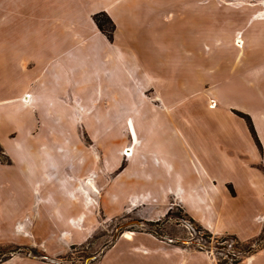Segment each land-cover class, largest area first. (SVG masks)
<instances>
[{"label": "crops", "instance_id": "obj_1", "mask_svg": "<svg viewBox=\"0 0 264 264\" xmlns=\"http://www.w3.org/2000/svg\"><path fill=\"white\" fill-rule=\"evenodd\" d=\"M171 1L168 0L170 9L163 12V25L158 28L153 25L154 29H151L156 33L154 41L151 30L146 29L148 22H143L137 29L132 22L128 34L130 40L119 42L117 47L95 34L97 41L88 42V48L83 43L67 51L69 45L62 47L58 42L37 43L57 51L66 50L60 55L52 53L51 59H45L47 54L44 53L35 57H24L25 52L18 54L20 67L15 72L16 63H4V81L0 84V149L4 157L3 162L0 160L1 242L23 240L24 236L16 235L15 230L24 232L27 224L42 227L41 241L50 240L55 234L64 235L74 244L86 241L91 234V227L87 225L92 223L85 213L86 207L90 208V194L96 192L100 211L107 219L124 212L134 200L133 207L148 210L144 213L148 221H158L165 216L169 196L173 194L177 200L181 199V208L195 223L198 221L193 215L195 208L204 206L205 211H209L207 217H200L198 225L208 231L235 235L232 228H228L230 222L223 218L226 209L223 199L229 196L227 184L220 182L218 175H208L202 169L200 175L181 174L177 168L173 174L166 172L167 145L173 142L170 136L176 134L172 130L204 127L205 121L187 120L189 112L183 107L190 97L199 95L207 78L209 92L217 105L215 109L201 107L198 111L207 114L217 110L215 126L223 130L229 128L226 144L231 145L237 155L233 159L234 156L231 158L228 154L229 162L250 160L251 156L242 148L251 145L250 132L245 122L236 120L232 110L242 111L251 117L256 128H263L264 52L258 33H252L251 29L264 27V0H243L251 4H246L242 10L238 6L231 11L236 19L228 21L227 26L234 31L231 37L237 36L242 42L240 47L232 41H203L204 11L197 7V3L203 4L201 0H195V9L189 8V0H178L180 41L173 43L172 20L166 19L172 16ZM164 2L166 5V0ZM131 8L125 16H135L137 20L135 14L139 15L140 8L135 5ZM107 14L112 17L111 13ZM259 33L264 36V29ZM155 41L158 42L154 44ZM208 48L219 52L213 53L212 62L205 64L203 51ZM224 49L234 54L233 62L225 64L224 53L220 52ZM89 55L90 60L87 59ZM125 83L131 85L130 89H123ZM63 97L81 99V107L77 106L79 103L61 101ZM92 108L96 113L119 114L116 126L112 128V134L111 129L98 124L100 137L95 140L96 154L89 151L78 154L76 119H81V115L88 114ZM225 119L231 124L223 123ZM118 123L123 130L126 128L127 137L124 133L118 134ZM129 126L133 127L131 132ZM235 126L241 128L243 135L240 137L233 131ZM84 130L90 131L86 124ZM140 130L144 137H140ZM220 141L223 145L226 142ZM129 145L132 147L126 152L130 153L125 155H131L123 159L119 150ZM156 147L161 148L164 164L155 160V152H159ZM261 159L264 156L261 155ZM250 161L256 163L258 156ZM245 164L240 163L237 167L246 170ZM93 172L97 175L93 176ZM247 178L251 185L250 176ZM175 179L179 181L177 187L166 185L167 180ZM260 186L263 188L264 185ZM261 187L263 200L264 189ZM194 195L197 198L191 200ZM153 197L157 198L155 202H151ZM213 200H216V206ZM258 211V215H264V204ZM253 224L255 228L247 236L242 235L240 240L262 238L264 243L262 225ZM17 225L21 227L16 229ZM74 226L82 228L75 229ZM132 236L130 233L128 238H122L133 241ZM138 236L141 235L135 238L138 248L145 247L144 250H120L127 243L116 241L99 264H120L124 258L133 264L144 254L169 257V263L174 258H177L176 262L181 259V263L193 258L195 264H204L205 255L201 252L168 250L160 240ZM43 249L45 256L58 255L45 245ZM1 264L55 263L19 257Z\"/></svg>", "mask_w": 264, "mask_h": 264}, {"label": "rangeland", "instance_id": "obj_2", "mask_svg": "<svg viewBox=\"0 0 264 264\" xmlns=\"http://www.w3.org/2000/svg\"><path fill=\"white\" fill-rule=\"evenodd\" d=\"M201 1L203 4L197 3V7L204 11L203 41L218 40L223 43L232 41L237 45L236 47H240L239 45L242 42L237 36L231 37L234 31L227 26V23L236 19L231 12L237 9L235 7L240 6L241 9L239 8V10H242L246 4L251 3L243 0ZM133 5L140 8L138 11L139 15L135 14L137 15V20L135 16H125V12L127 10L131 11ZM179 5L178 0H172V16L166 17L167 20L170 18L172 20L173 43L180 41ZM188 5L189 8L195 9V0H189ZM102 9L107 10L104 12ZM168 9H170L168 0H166V5L164 0H0V84L4 81V63L8 61L16 63L18 67L13 72L20 67L19 61L21 60L16 57L18 54L23 55V52H25L26 55L24 57H35L44 53L47 54L45 59H51L52 53L60 55L66 50L57 51L56 49H50L51 46L49 45L47 48V45L38 46L36 45L37 43L43 45L47 42H58L61 43L62 47L69 45L67 47L68 51L71 47L74 48L76 44L84 43L88 48V42L91 43L93 39L97 41L95 34H98L101 40H106L117 47L119 42L130 40L128 34L132 30V22L135 25V29L141 26L143 22H148L146 29L150 31L154 29L153 25H156V28L163 25V12ZM142 10L145 11V14H142ZM107 12L111 13L112 17ZM107 19H109V22ZM263 29L264 27H253L251 32L258 33V41L261 42L260 46L263 47L264 52V36L259 33ZM155 36L156 33H152V41H154L153 37ZM232 38H235V40ZM157 42L153 43L156 44ZM218 52L209 48L204 49V63H211V56L213 53ZM220 52L224 53L225 64L230 61L233 62L232 58L235 57L234 54L231 55L230 50L224 49ZM86 54L88 55L89 52H86ZM118 55L120 56L119 53ZM55 57L58 56L55 55ZM87 59L90 60L91 55ZM56 64L59 63L56 62ZM205 79L204 88L199 95L196 98L190 97L186 107H183L189 112L187 120L205 121L203 122L204 127L172 130L176 134L170 136L173 142L167 145L169 155L166 157L165 162L166 172L173 174L177 168V172L181 174L200 175L202 174V169L208 175H218L220 182H224L227 186L229 185L228 188L226 186L229 196H225L223 199L225 201L223 204L226 208L223 212V218L228 220V223L230 222L228 228H232L231 230L235 235L208 231L198 225L200 217H207L209 211H205L204 206L195 208L193 215L198 218L197 223H195L181 208V199L177 200L173 194L169 196L168 209L165 216L158 221H148L146 218L147 214L146 216L144 215V213H148V210L133 207L134 200L129 202L132 208L127 206L124 212H121L115 218L107 219L100 211L98 205L99 196L96 192V194H90L92 198L88 201L91 205L90 208L86 207L85 213L90 217L89 221H92V223L90 222L87 225V227H91V234L86 241L78 244L70 243L64 238V235L60 234H55V237L51 238L52 240L41 241L42 238L39 233L42 227H32V225L27 224L24 232L15 230L16 235L24 236L23 240L16 239L17 242L9 243L0 241L1 257L6 258L7 261L19 257L34 256L37 259L44 257V260L52 261L55 264H99L107 252L113 248L116 241L127 243L126 246L120 247V250L137 249L138 242L135 238L139 234L141 236L138 237H147L149 239L152 237L162 241V245L168 250L182 249L201 252L205 255L204 264L205 261L207 264H264V243L261 240L262 238H255V240L249 241L240 240L242 235L247 236L255 228L254 222L262 225L264 231V215H258V208H262L264 204V198L262 200L261 189H259L261 187L260 184L264 185V159H261V155L262 157L264 156V143H261L260 138L261 136L264 139V125L262 129L256 128L250 116L242 113V111L232 110L236 120L245 122L250 132L251 145L244 147L242 144L243 150L247 155L251 156L250 160L254 159L255 155L258 156V161L256 163H251L250 160L240 162L246 163V170L237 167L240 163H235L232 160L229 162L227 160L228 154L231 158L234 156L233 159L237 158V155H234L231 150V145L226 144L228 143L229 128L223 130L215 126L214 122L219 114L217 110L207 114H201L198 111L201 107L215 109L217 105L209 92V84L206 83L208 79ZM262 83L264 86V81ZM130 86V84L125 83L123 89L128 90ZM60 100L66 103L69 101L74 105L79 103L80 105L77 106L81 107V99L63 97ZM118 115L117 113H96L92 108L88 114L81 115V119H76L78 121L77 137L79 138V141L77 138V153L83 154L84 151H89L96 154L95 140L100 137L98 124L111 129L109 132L113 134L112 128L116 126ZM120 116L118 119H120ZM129 122L132 121L129 120ZM229 122L231 124L229 119L223 120V123L229 124ZM85 124L90 131L84 130ZM129 127L131 132L133 127L132 129L131 126ZM233 131H235L236 137H240V134L243 135L241 128L238 126H235ZM123 133L126 135L125 137L128 136L126 128L123 130L119 124L118 134L123 135ZM139 133L140 137H144L142 130ZM220 139L226 141L224 145ZM131 147L132 145H129L119 150V154L123 159L130 157L131 154L125 155V153ZM156 150L159 152H155V160L157 163L164 164L161 148L156 147ZM146 158L149 159L148 156ZM0 160L2 162L4 160L2 154L0 155ZM98 169L100 170V168ZM96 175L93 172V176ZM247 175L251 178V185L246 181L248 180ZM203 176L206 177L205 174ZM88 181L91 183L92 180L88 179ZM166 183V185L174 188L178 186L179 181L177 179L167 180ZM96 189L98 192L100 191L98 186ZM262 189H264V186ZM181 194L185 195L183 192ZM196 198L197 195H194L191 200ZM152 199L154 201L151 202L157 200L155 197ZM213 204L216 206V200H213ZM33 212L34 214L37 213L35 210ZM19 226L21 227V225H17L16 229ZM73 228L81 229L82 227L74 226ZM125 232L129 233V236L132 233V239L134 240H124L122 236ZM1 238L3 237L0 236V240H2ZM44 245L58 253V255L55 257L45 256L43 252ZM144 249L145 247L138 248V250ZM158 250H162V248H158ZM168 258L160 254H144V256H140V259H135L133 264H195L193 258H189L188 261H183V263H181V259L176 262L177 258H174L175 260L171 258L173 261L169 263ZM121 260L120 264H130L126 258Z\"/></svg>", "mask_w": 264, "mask_h": 264}, {"label": "trees", "instance_id": "obj_3", "mask_svg": "<svg viewBox=\"0 0 264 264\" xmlns=\"http://www.w3.org/2000/svg\"><path fill=\"white\" fill-rule=\"evenodd\" d=\"M108 20V22H109V19H107ZM2 154V152H1V149H0V155ZM2 256V254H1V252H0V264L1 263H3V262H6L7 261V259L6 258H3V257H1ZM30 258H37V257H30ZM42 258V260H44L45 258L44 257H41Z\"/></svg>", "mask_w": 264, "mask_h": 264}, {"label": "bare ground", "instance_id": "obj_4", "mask_svg": "<svg viewBox=\"0 0 264 264\" xmlns=\"http://www.w3.org/2000/svg\"><path fill=\"white\" fill-rule=\"evenodd\" d=\"M129 153H130V151L127 152V154H129ZM123 237L128 238V237H129V233H126V232H125V233L123 234Z\"/></svg>", "mask_w": 264, "mask_h": 264}]
</instances>
